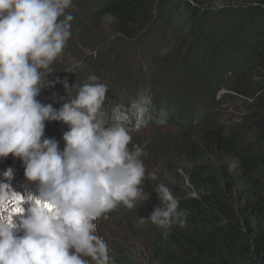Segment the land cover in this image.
Returning a JSON list of instances; mask_svg holds the SVG:
<instances>
[{
  "label": "trees",
  "instance_id": "obj_1",
  "mask_svg": "<svg viewBox=\"0 0 264 264\" xmlns=\"http://www.w3.org/2000/svg\"><path fill=\"white\" fill-rule=\"evenodd\" d=\"M67 11L63 52L116 66L110 117L147 109L186 129L180 161L152 179L179 201L184 226L141 222L162 206L154 192L120 208L150 259L107 240L115 264H264V0H73Z\"/></svg>",
  "mask_w": 264,
  "mask_h": 264
},
{
  "label": "clouds",
  "instance_id": "obj_2",
  "mask_svg": "<svg viewBox=\"0 0 264 264\" xmlns=\"http://www.w3.org/2000/svg\"><path fill=\"white\" fill-rule=\"evenodd\" d=\"M72 7L73 0H0V158H20L40 188L39 196L22 195L0 179V264H115L96 221L149 199L143 149H130L129 131L106 121L107 86L98 77L89 76L75 95L64 81L69 96L58 109L37 99L53 83L50 65L72 34ZM47 121L68 125L63 151L45 136ZM0 175L11 180L13 170ZM155 191L162 206L141 222L183 227L186 214L170 188L161 182ZM23 203L27 215L17 225Z\"/></svg>",
  "mask_w": 264,
  "mask_h": 264
},
{
  "label": "rangeland",
  "instance_id": "obj_3",
  "mask_svg": "<svg viewBox=\"0 0 264 264\" xmlns=\"http://www.w3.org/2000/svg\"><path fill=\"white\" fill-rule=\"evenodd\" d=\"M86 54H82V57L74 58L73 56L62 52V54L50 65V74L48 79L53 83L41 90L40 95L37 97L42 103H51L54 108H59L66 102L69 92L64 87V81H67L70 87L71 94H76V87L88 82V77L95 75L98 77V82L107 86L104 102L102 105V111L105 114V119L109 124L120 123L128 131L131 136V143L129 148L132 149L133 145H138L143 149V154L140 159L143 160L146 176L143 187L149 194L156 193L153 188L155 187L152 179L157 178L161 172H168L167 162L169 160H178L177 153V142L184 135H181V130H186L178 125V122L173 124L170 123L162 124L160 122L159 112L154 118L158 121L152 122L151 116L147 109L139 110L136 112L127 111V113L121 112V115L110 117L113 110V100L111 98L110 91L112 93L117 88L116 77L113 76L116 71V66L109 67V61L107 59L92 60L84 58ZM109 63V64H107ZM113 76V77H112ZM166 76L169 77L167 74ZM164 77L160 84L154 83L151 85L153 92L161 93L164 91L163 85L167 80ZM59 78V80H57ZM149 82V81H148ZM149 84H151L149 82ZM157 87V90H156ZM227 90L223 89L218 92V99L221 98ZM157 95L153 94L152 97ZM59 106V107H58ZM112 110V111H111ZM222 112V110H218ZM180 122V121H179ZM68 131V125L62 121H47L45 126V136L47 138H54L59 145V149L63 151L65 147V141L63 139L64 132ZM183 134L188 135V132ZM11 168L13 170V176L11 180L4 178L0 175V179H4L6 183H9L13 190L19 192L22 195L32 194L34 196L40 195L39 181H31L25 176V166L20 158L14 157L9 154L6 158H0V174L3 171ZM150 197V196H149ZM153 197V195L151 196ZM142 201V200H141ZM22 206L25 208L24 213L14 214V221L19 225L20 216L27 215L28 204L23 203ZM122 204L106 213L105 216L98 218L97 234L101 236L106 243L107 240L120 241L127 245L134 246L133 250L138 253V256L149 261L150 257L148 249L144 247L143 240L137 239L132 241L128 239L129 233L126 232L121 226L122 217L126 216L120 209ZM126 208V207H125ZM147 214L144 215L146 217ZM18 235H23L21 229Z\"/></svg>",
  "mask_w": 264,
  "mask_h": 264
}]
</instances>
